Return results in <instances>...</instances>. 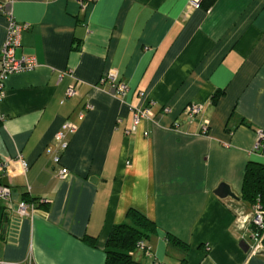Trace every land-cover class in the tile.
<instances>
[{
	"label": "crops",
	"instance_id": "0c3cea01",
	"mask_svg": "<svg viewBox=\"0 0 264 264\" xmlns=\"http://www.w3.org/2000/svg\"><path fill=\"white\" fill-rule=\"evenodd\" d=\"M203 1L0 0L30 25L16 58L38 64L8 79L0 103V188L14 193L0 198V264H106L131 210L157 227L138 262L264 264L241 246L246 170L264 165V0ZM7 34L0 12V55ZM107 73L125 97L99 84ZM150 101L154 119L132 130L130 106ZM190 105L202 113L191 119ZM67 122L76 132L56 165L46 150ZM221 184L238 199L216 196ZM24 201L34 210L22 217Z\"/></svg>",
	"mask_w": 264,
	"mask_h": 264
},
{
	"label": "built area",
	"instance_id": "2783aa9c",
	"mask_svg": "<svg viewBox=\"0 0 264 264\" xmlns=\"http://www.w3.org/2000/svg\"><path fill=\"white\" fill-rule=\"evenodd\" d=\"M12 2V0H8ZM0 12L8 20V34L3 49L0 55V103L5 97L6 83L8 79L15 74L26 73L34 70L38 67L35 58H16V50L20 47L21 35L24 31L30 29L28 24H18L14 18L11 9L7 8L5 4H0ZM102 86H109L115 92V95L120 97H125L129 93V87L126 83L120 82L118 78L112 74H105L99 81ZM75 95L74 88H69L67 91V96L72 97ZM140 96H144L143 93ZM155 106L154 101H150L148 105L144 108H137L130 106L129 110L132 113V130H135L142 121H152L155 117L153 112V107ZM92 109V107H88ZM203 111L202 105H190L186 109V114L192 119ZM164 114H170L171 109L163 108ZM0 114V121L2 120ZM121 122V120H119ZM204 133L207 132V126L203 127ZM76 132V127L71 123L67 122L63 125L62 130L55 136L56 149L54 147H48L46 152L51 155L53 162L56 165L61 163V154L66 151L69 147L68 133L72 134ZM131 132L127 131V134ZM258 140L255 145V151H259L264 148V131L260 130L257 133ZM23 162V161H22ZM24 167L26 163L23 162ZM1 168H8V164L0 160ZM69 175L67 169H63L60 173L62 179H66ZM12 197V191L8 187L0 188V198L4 201H8ZM34 210V206H30L26 202H22L18 206V213L22 216H29V209ZM250 241L249 254L252 256H258L264 251V207L258 200L253 205V218H252V230L250 231ZM138 249L146 252H150L151 248L147 247L144 242L139 243ZM32 264V263H26Z\"/></svg>",
	"mask_w": 264,
	"mask_h": 264
},
{
	"label": "trees",
	"instance_id": "16d2710c",
	"mask_svg": "<svg viewBox=\"0 0 264 264\" xmlns=\"http://www.w3.org/2000/svg\"><path fill=\"white\" fill-rule=\"evenodd\" d=\"M217 0H204L206 8H211ZM243 200L252 206L259 200L264 207V165L250 163L246 170V176L242 191ZM29 203V201H24ZM131 223H122L114 227L106 245V264H143L133 258V253L138 245L144 242L156 231V225L150 222L144 215L136 210L128 214ZM173 242L179 244L173 238ZM94 245L91 239L87 240Z\"/></svg>",
	"mask_w": 264,
	"mask_h": 264
},
{
	"label": "water",
	"instance_id": "95a60500",
	"mask_svg": "<svg viewBox=\"0 0 264 264\" xmlns=\"http://www.w3.org/2000/svg\"><path fill=\"white\" fill-rule=\"evenodd\" d=\"M13 194L14 193H12V195ZM215 195L223 200L227 198L238 199L237 195L232 192L231 187L227 184H221L219 188L215 191ZM241 246L244 247V249L249 250V246L245 242L242 243Z\"/></svg>",
	"mask_w": 264,
	"mask_h": 264
},
{
	"label": "rangeland",
	"instance_id": "374dc122",
	"mask_svg": "<svg viewBox=\"0 0 264 264\" xmlns=\"http://www.w3.org/2000/svg\"><path fill=\"white\" fill-rule=\"evenodd\" d=\"M128 223V222H127ZM207 250H208V248H207Z\"/></svg>",
	"mask_w": 264,
	"mask_h": 264
}]
</instances>
